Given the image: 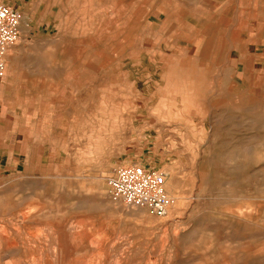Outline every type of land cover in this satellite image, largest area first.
<instances>
[{
  "label": "rangeland",
  "instance_id": "rangeland-1",
  "mask_svg": "<svg viewBox=\"0 0 264 264\" xmlns=\"http://www.w3.org/2000/svg\"><path fill=\"white\" fill-rule=\"evenodd\" d=\"M0 2V264H264V0ZM133 164L167 217L110 196Z\"/></svg>",
  "mask_w": 264,
  "mask_h": 264
},
{
  "label": "built area",
  "instance_id": "built-area-1",
  "mask_svg": "<svg viewBox=\"0 0 264 264\" xmlns=\"http://www.w3.org/2000/svg\"><path fill=\"white\" fill-rule=\"evenodd\" d=\"M21 13L0 2V83L5 77V55L20 38ZM110 196L128 206L144 207L156 217L165 218L173 208L174 200L168 195L167 180L156 169L138 164L116 169L108 179Z\"/></svg>",
  "mask_w": 264,
  "mask_h": 264
}]
</instances>
